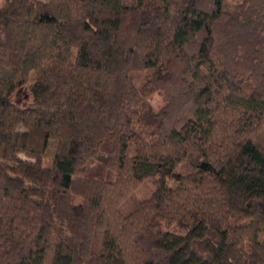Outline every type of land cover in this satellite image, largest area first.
<instances>
[{
    "label": "trees",
    "instance_id": "trees-1",
    "mask_svg": "<svg viewBox=\"0 0 264 264\" xmlns=\"http://www.w3.org/2000/svg\"><path fill=\"white\" fill-rule=\"evenodd\" d=\"M0 264H264V0H0Z\"/></svg>",
    "mask_w": 264,
    "mask_h": 264
},
{
    "label": "rangeland",
    "instance_id": "rangeland-1",
    "mask_svg": "<svg viewBox=\"0 0 264 264\" xmlns=\"http://www.w3.org/2000/svg\"><path fill=\"white\" fill-rule=\"evenodd\" d=\"M77 51L73 48H63L61 49L58 59L65 61V62H73L75 61ZM141 78L137 80L139 83ZM30 83H28L24 90L19 92L17 95L13 97V101L20 104L21 106H25L31 101V95H30ZM164 102V98L159 94H154L151 97V103L155 109H158ZM54 156V150H50L49 154L44 157V165H49L51 162L52 157ZM153 190L152 184L150 182L143 185L138 191L137 195L138 197H148Z\"/></svg>",
    "mask_w": 264,
    "mask_h": 264
}]
</instances>
